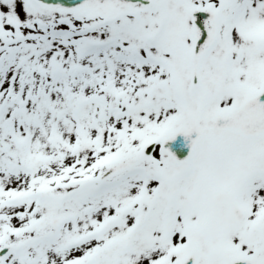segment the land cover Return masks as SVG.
<instances>
[{
    "label": "snow or ice",
    "instance_id": "1",
    "mask_svg": "<svg viewBox=\"0 0 264 264\" xmlns=\"http://www.w3.org/2000/svg\"><path fill=\"white\" fill-rule=\"evenodd\" d=\"M0 264H264V0H0Z\"/></svg>",
    "mask_w": 264,
    "mask_h": 264
}]
</instances>
